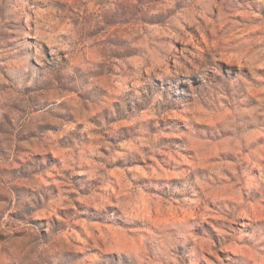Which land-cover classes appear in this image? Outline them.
Masks as SVG:
<instances>
[{
	"label": "clouds",
	"instance_id": "obj_1",
	"mask_svg": "<svg viewBox=\"0 0 264 264\" xmlns=\"http://www.w3.org/2000/svg\"><path fill=\"white\" fill-rule=\"evenodd\" d=\"M0 264H264V0H0Z\"/></svg>",
	"mask_w": 264,
	"mask_h": 264
}]
</instances>
